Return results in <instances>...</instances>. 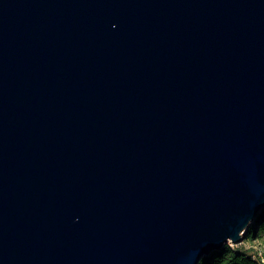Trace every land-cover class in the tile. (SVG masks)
Returning a JSON list of instances; mask_svg holds the SVG:
<instances>
[{
  "label": "water",
  "instance_id": "95a60500",
  "mask_svg": "<svg viewBox=\"0 0 264 264\" xmlns=\"http://www.w3.org/2000/svg\"><path fill=\"white\" fill-rule=\"evenodd\" d=\"M264 209V0H0V264H198Z\"/></svg>",
  "mask_w": 264,
  "mask_h": 264
},
{
  "label": "trees",
  "instance_id": "16d2710c",
  "mask_svg": "<svg viewBox=\"0 0 264 264\" xmlns=\"http://www.w3.org/2000/svg\"><path fill=\"white\" fill-rule=\"evenodd\" d=\"M247 238L250 240H258L264 253V209L261 211L256 221L247 231ZM258 245V246H259ZM250 247H254L253 245ZM252 248L236 247L232 250L230 247H224L220 251L212 252L203 257L198 264H257L250 256Z\"/></svg>",
  "mask_w": 264,
  "mask_h": 264
},
{
  "label": "rangeland",
  "instance_id": "374dc122",
  "mask_svg": "<svg viewBox=\"0 0 264 264\" xmlns=\"http://www.w3.org/2000/svg\"><path fill=\"white\" fill-rule=\"evenodd\" d=\"M252 245L253 246H257L260 251L262 250L261 249L262 247L259 245V241L258 240H250L249 238H247V234H244V238H243L242 242H240L237 245L228 243V244L225 245V247H230V248H232V250H235L237 246L238 247H243V248H250V246H252Z\"/></svg>",
  "mask_w": 264,
  "mask_h": 264
},
{
  "label": "built area",
  "instance_id": "2783aa9c",
  "mask_svg": "<svg viewBox=\"0 0 264 264\" xmlns=\"http://www.w3.org/2000/svg\"><path fill=\"white\" fill-rule=\"evenodd\" d=\"M249 254L257 262V264H264V253L262 250L260 251L257 246H254Z\"/></svg>",
  "mask_w": 264,
  "mask_h": 264
}]
</instances>
